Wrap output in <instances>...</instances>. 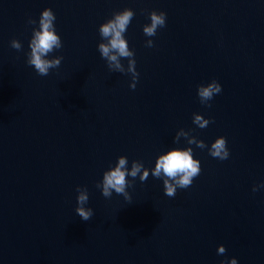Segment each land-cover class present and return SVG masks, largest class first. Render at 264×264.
<instances>
[{"label": "water", "instance_id": "obj_1", "mask_svg": "<svg viewBox=\"0 0 264 264\" xmlns=\"http://www.w3.org/2000/svg\"><path fill=\"white\" fill-rule=\"evenodd\" d=\"M45 8L62 42L47 58L63 59L40 76L27 60ZM125 8L134 89L132 74L110 70L98 50L99 26ZM154 10L166 24L148 37ZM213 80L222 90L209 107L197 88ZM221 136L225 160L209 154ZM173 148H192L201 171L168 197L151 172ZM120 156L129 171L133 161L149 171L127 177L130 200L97 187ZM78 187L88 221L75 211ZM231 259L264 264V0H0V264Z\"/></svg>", "mask_w": 264, "mask_h": 264}, {"label": "clouds", "instance_id": "obj_2", "mask_svg": "<svg viewBox=\"0 0 264 264\" xmlns=\"http://www.w3.org/2000/svg\"><path fill=\"white\" fill-rule=\"evenodd\" d=\"M134 17V12L130 8H125L122 11L115 12L112 18L99 26V34L102 41L98 44V50L102 58L107 61L108 68L112 71L120 73H131L133 83L131 88H135L136 80L139 73L136 71L134 59V51L129 48L128 42L125 39V33L128 29ZM150 23L143 26V33L145 36L153 37L156 35L157 30L162 28L166 24V13L163 11H152L149 13ZM56 17L50 8H45L39 19V28L33 29L32 38L29 43L30 53L28 54L27 63L34 67L35 71L40 76H47L50 69L59 67L63 57L57 56L52 59H48V55L54 50L62 47L60 36L55 31ZM30 24H35L36 21L29 20ZM147 47H153V41L151 39L146 41ZM11 47L17 50L22 48L21 43L13 39L11 41ZM128 59V67H125L121 63V59ZM221 85L213 80L205 85H200L197 88V94L200 98V102L207 106L208 101L212 100L214 95L221 92ZM193 123L200 128H205L210 123V120L205 119L202 115H195ZM179 135H186L180 133L175 138V141H179ZM189 144H195L197 147L203 149L206 147L204 141L197 140L194 137L189 139ZM209 154L212 157L225 160L229 156L227 148L226 138L218 137L209 148ZM128 159L125 156H120L115 167L109 168L103 174L102 181L97 185L102 191L104 197H111L113 191L117 194H122L126 200H130L131 197L126 189L131 186L127 177L136 178L139 176L141 181H145L149 176V171L143 168V164L133 161L131 170L127 168ZM200 162L193 158L192 148L181 149L173 148L158 158L155 164V168L151 174L154 177H164L163 185L165 195L168 197H174L176 195L177 188H188L191 186L193 179L200 174ZM256 191V188H253ZM77 207L76 213L83 221H88L93 216L92 208H85L89 196L86 188H77ZM226 251L224 246L219 247L218 254H224ZM221 264H229V261H221ZM230 264H237L236 259H231Z\"/></svg>", "mask_w": 264, "mask_h": 264}]
</instances>
